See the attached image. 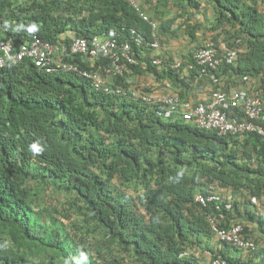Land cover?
Returning <instances> with one entry per match:
<instances>
[{"label": "trees", "instance_id": "obj_1", "mask_svg": "<svg viewBox=\"0 0 264 264\" xmlns=\"http://www.w3.org/2000/svg\"><path fill=\"white\" fill-rule=\"evenodd\" d=\"M171 7L188 20L203 11L212 39L226 46V88L247 87L249 76L264 101V0H145L139 9L129 0H0V41L11 38L15 50L35 36L66 45L102 36L130 42L138 60L109 81L125 87L122 94L75 71L48 72L32 58L0 66V264H200L192 250L216 235L211 218L222 228L253 219L240 200L203 204L197 196L216 187L264 196V136L219 135L180 115L166 118L159 104L132 94L135 74L169 80L183 101L203 80L152 46V23L161 36L176 20L167 18ZM155 56L165 62L154 64ZM65 61L95 70L108 59L98 52ZM49 190L66 193L67 208L50 206ZM219 241L224 249L208 264H253L261 253L232 257L225 247H238Z\"/></svg>", "mask_w": 264, "mask_h": 264}, {"label": "built area", "instance_id": "obj_2", "mask_svg": "<svg viewBox=\"0 0 264 264\" xmlns=\"http://www.w3.org/2000/svg\"><path fill=\"white\" fill-rule=\"evenodd\" d=\"M129 1L139 9V0ZM152 25L155 38L152 46L160 49L161 44L157 33L159 24L155 21ZM136 41L138 44L142 43L141 38H137ZM98 52L102 53L108 61L100 64L95 70H86L77 64L65 61L66 56L70 54L92 56ZM26 58H32L48 72L56 70L78 72L92 79L96 88L119 94L127 92L125 87L122 85L112 87L108 79L123 75L131 66L138 64L130 42L120 43L117 39L102 36L77 37L70 45L46 42L35 37L31 42L22 44L18 50H15L11 40L0 41V66L8 60L18 63ZM164 62L163 58L154 57V64L162 65ZM221 64L219 47L212 38L195 50L194 62L186 66L182 59H174L171 62L172 67L179 70L184 67L186 72L196 68L199 78L211 81L213 89L205 100L196 101L190 98L188 101H183L176 91L163 94L140 87H134L132 94L145 102L159 104L166 118L180 115L186 120L194 121L201 128L216 130L219 135H244L256 132L264 136V101L259 91L255 87L252 89L233 86L226 88L225 79L219 74ZM243 81L250 84L251 79L249 76H244ZM197 200L203 204L220 202L221 196L216 191H211L208 195L199 194ZM211 222L219 240L248 252L257 248L256 241L245 234L244 224L234 223L230 228H222L212 218ZM213 264L229 263L224 259H215Z\"/></svg>", "mask_w": 264, "mask_h": 264}, {"label": "crops", "instance_id": "obj_3", "mask_svg": "<svg viewBox=\"0 0 264 264\" xmlns=\"http://www.w3.org/2000/svg\"><path fill=\"white\" fill-rule=\"evenodd\" d=\"M139 2L141 5V3L145 2V0H139ZM172 8L173 7H171V9L169 8L172 13L169 14L167 18L173 19L174 17H176V20L178 22H175V20L172 23L170 32L162 33L161 36L158 33V38L162 46V48H160L158 52L164 53L169 57L172 56L173 60L182 59L184 61L186 57L191 55V53H194L198 47L204 45L207 40L213 38V33L210 30L206 29L204 25L205 23H207V21L205 19L203 11H194V16L188 20V15L186 13H183V10ZM174 9L178 10V14L173 15L175 13ZM212 11L213 10L208 12V14H211L208 15L209 18H212L213 16L214 11ZM180 14H183L184 16L182 17L180 16ZM178 18L183 19L179 21ZM200 23H202L201 26L196 29L193 28ZM188 25H190V27H188ZM183 27L184 29H182ZM194 29L195 38L193 39L189 32L193 31ZM168 40H170L171 42L169 45H166V41ZM219 48L225 49V45L221 40ZM108 81L113 80L112 78H109ZM131 82L134 84V87L145 89L149 88L150 90L161 92L163 94H170L175 92L174 86H172V83L169 80L158 82L151 74L132 75ZM228 85H232V82H230ZM249 86L250 84L247 83V87L241 86L240 88H248ZM212 89L213 85L211 82H209V80H202V82H199L192 87L191 98L196 101L205 100L210 95ZM215 190L219 193L221 199L227 200L229 204L234 201L240 200V211H243L245 214L246 212H248L252 215L253 219L245 220V224L248 226V229L250 231V237H252L256 241V243H258L257 249L261 251V253L256 254V258L253 260V264H258L259 262H261L262 258H264V233L260 225V220L264 222V196L260 198L254 197L251 200L248 197H242L241 193L234 192L231 189H219L218 187H216ZM231 220V225H233L234 220ZM222 249H224V246L220 244L219 238L214 235L210 238H204L201 245L194 248L192 250V253L200 264H208L210 262L212 254ZM238 249L225 247V252L227 251V253H229V255L232 257L237 256L244 260H246L251 255L246 250Z\"/></svg>", "mask_w": 264, "mask_h": 264}, {"label": "rangeland", "instance_id": "obj_4", "mask_svg": "<svg viewBox=\"0 0 264 264\" xmlns=\"http://www.w3.org/2000/svg\"><path fill=\"white\" fill-rule=\"evenodd\" d=\"M178 9V8H177ZM177 9H174L175 13L173 15H176L178 14V10ZM212 9H210L209 11H211ZM208 11V12H209ZM207 12V14H208ZM213 12V11H212ZM208 15H211V14H208ZM183 18H178V20H182ZM175 22H178L177 20ZM159 23V22H158ZM184 29V27L182 28ZM183 38V37H182ZM186 39V38H185ZM170 40L166 41V45H169L170 44ZM162 48V47H161ZM47 196H46V202L48 204H50V206H54V207H58L60 209H62L64 206L67 208V205H66V200L67 199H71L69 196H66V193H63V192H52L51 190H49L47 192Z\"/></svg>", "mask_w": 264, "mask_h": 264}, {"label": "clouds", "instance_id": "obj_5", "mask_svg": "<svg viewBox=\"0 0 264 264\" xmlns=\"http://www.w3.org/2000/svg\"><path fill=\"white\" fill-rule=\"evenodd\" d=\"M34 29H35V26L33 25L31 30H34ZM35 37H38V36H35ZM35 37H34V38H35ZM34 38H33V39H34ZM38 38H39V37H38ZM33 39H32V40H33ZM40 39H41V38H40ZM8 40H11V41H12L11 38L8 39ZM8 40H1V41H8ZM32 40H31V41H32ZM41 40H42V39H41ZM31 41H28V42H31ZM43 41H44V40H43ZM12 42H13V41H12ZM46 42H50V41H46ZM26 43H27V42H26ZM51 43L65 44V43H63V42H51ZM13 44H14V43H13ZM65 45H66V44H65ZM14 47H15V46H14ZM70 55H71V54H70ZM67 56H69V55H67ZM32 148H33L34 151H37V150H38V146H37V145H33ZM86 258H87L86 256H82V259H86Z\"/></svg>", "mask_w": 264, "mask_h": 264}]
</instances>
